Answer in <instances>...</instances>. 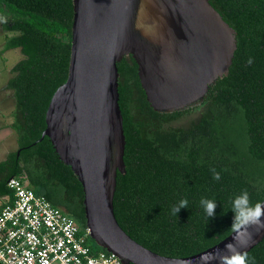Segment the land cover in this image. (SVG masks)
Returning a JSON list of instances; mask_svg holds the SVG:
<instances>
[{"label": "trees", "instance_id": "1", "mask_svg": "<svg viewBox=\"0 0 264 264\" xmlns=\"http://www.w3.org/2000/svg\"><path fill=\"white\" fill-rule=\"evenodd\" d=\"M209 2L235 29L237 47L228 74L209 88L201 105L155 111L133 57L117 62L125 173L116 175L114 215L131 238L171 257L200 252L232 232L231 201L241 191L253 204L264 199V0ZM0 17L2 29L12 33L4 49L19 48L23 55L5 83L14 99L9 127L17 147L0 160V195L9 193L10 177L25 178L83 233L82 185L49 138L39 140L50 98L68 73L73 0H0ZM197 107L202 110L196 120L170 124ZM202 197L216 201L213 217L201 207ZM185 198L187 208L174 215L173 206ZM86 243L107 252L89 235ZM247 253L264 264V237Z\"/></svg>", "mask_w": 264, "mask_h": 264}, {"label": "water", "instance_id": "2", "mask_svg": "<svg viewBox=\"0 0 264 264\" xmlns=\"http://www.w3.org/2000/svg\"><path fill=\"white\" fill-rule=\"evenodd\" d=\"M236 47L235 29L209 0H73L68 73L50 98L39 140L47 136L80 181L89 237L123 264H199L227 243L247 252L264 237V227L253 226L250 238L234 241L230 232L200 252L171 257L131 238L113 211L116 175L125 173L117 62L131 55L151 107L171 113L203 103L228 74Z\"/></svg>", "mask_w": 264, "mask_h": 264}, {"label": "built area", "instance_id": "3", "mask_svg": "<svg viewBox=\"0 0 264 264\" xmlns=\"http://www.w3.org/2000/svg\"><path fill=\"white\" fill-rule=\"evenodd\" d=\"M0 195V264H123L113 253L93 250L61 208L12 176Z\"/></svg>", "mask_w": 264, "mask_h": 264}, {"label": "clouds", "instance_id": "4", "mask_svg": "<svg viewBox=\"0 0 264 264\" xmlns=\"http://www.w3.org/2000/svg\"><path fill=\"white\" fill-rule=\"evenodd\" d=\"M3 20L4 18L0 17V21ZM249 63H251V60H249ZM210 171L213 173V179H220V173L215 168L210 169ZM200 205L208 217L215 215L217 205L214 199L202 197ZM187 206V199H182L179 202V206H173L172 213L177 215L181 208H187ZM231 211L234 213V216L229 230L236 233V237L233 238L234 241L242 233L247 234L250 238L251 233L247 232L250 227H264V219H262L264 218V205L259 202L255 204L251 203L247 190L241 191V193L232 199ZM213 260L218 261V264H256L255 258L252 257L250 259L246 251H240L236 242L227 243L223 251L218 249L216 252L205 253L200 257L199 264H211Z\"/></svg>", "mask_w": 264, "mask_h": 264}, {"label": "rangeland", "instance_id": "5", "mask_svg": "<svg viewBox=\"0 0 264 264\" xmlns=\"http://www.w3.org/2000/svg\"><path fill=\"white\" fill-rule=\"evenodd\" d=\"M11 34V32L4 31L0 25V160L5 157L9 150L17 147L15 133L9 128L14 99L12 92L5 88V83L11 76V66L23 55L19 48L4 49L6 36ZM201 110L200 107L194 108L178 119L173 120L170 124L174 126L187 125L198 118Z\"/></svg>", "mask_w": 264, "mask_h": 264}, {"label": "crops", "instance_id": "6", "mask_svg": "<svg viewBox=\"0 0 264 264\" xmlns=\"http://www.w3.org/2000/svg\"><path fill=\"white\" fill-rule=\"evenodd\" d=\"M13 105H14V102H13ZM9 128H10V127H9ZM9 151H10V150H9ZM9 151H8V152H9ZM8 152H7V153H8ZM7 153H6V154H7ZM3 159H4V158H3ZM1 160H2V159H1Z\"/></svg>", "mask_w": 264, "mask_h": 264}, {"label": "flooded vegetation", "instance_id": "7", "mask_svg": "<svg viewBox=\"0 0 264 264\" xmlns=\"http://www.w3.org/2000/svg\"><path fill=\"white\" fill-rule=\"evenodd\" d=\"M0 25H1V23H0ZM72 218V217H71ZM73 219V218H72Z\"/></svg>", "mask_w": 264, "mask_h": 264}]
</instances>
